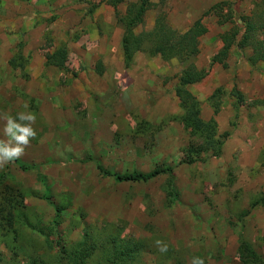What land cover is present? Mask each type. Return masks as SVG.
Returning <instances> with one entry per match:
<instances>
[{"label":"rangeland","instance_id":"1","mask_svg":"<svg viewBox=\"0 0 264 264\" xmlns=\"http://www.w3.org/2000/svg\"><path fill=\"white\" fill-rule=\"evenodd\" d=\"M89 1L0 0V116L15 117L24 105L36 116V136L19 158L32 169L0 167V264H191L193 257L243 264L242 240L264 264V207L252 208L264 194V64L252 70L251 51L237 50L227 69L212 64L233 24L204 18L208 34L195 64L207 77L190 91L203 119L215 118L224 147L219 158L208 152L184 164L185 150L201 141L177 121L183 65L138 53L127 66L116 14L136 0L117 10L110 0ZM151 1L137 34L151 32L160 15L185 33L222 2L233 22L262 12L254 7L262 0ZM64 47L67 71L46 70L47 55ZM218 89L215 115L209 99ZM234 90L244 97L238 114ZM98 166L174 173L117 183Z\"/></svg>","mask_w":264,"mask_h":264},{"label":"trees","instance_id":"2","mask_svg":"<svg viewBox=\"0 0 264 264\" xmlns=\"http://www.w3.org/2000/svg\"><path fill=\"white\" fill-rule=\"evenodd\" d=\"M78 2L88 3L90 1L78 0ZM125 2L126 0H110L108 5L117 10ZM227 7H229L227 2L214 5L187 32L182 34L173 29L162 15L156 19L155 27L151 32L136 33V30L144 25L148 12L154 8V3L151 0H136L129 3L125 15L116 14L118 23L124 29L122 46L127 66L130 65L131 58L138 53H148L154 57L160 56L166 62L177 61L183 65L174 88L176 98L179 100L183 112L177 121L190 132L191 137L201 141L200 146L193 147L191 144L192 146L185 150V159L182 162L184 164H194L202 154L208 152H213L215 157L219 158L224 147V141L221 140L223 137L218 134L215 118L210 121L203 119L201 104L190 91L191 87L202 83L207 77V72L199 70L195 64V59L201 53V39L208 34V29L203 23L204 18L214 16L218 19L220 26L233 24V28L221 36L223 48L214 55L212 64H218L227 69L229 66L228 60L236 50L242 53L251 51L246 60L252 70L256 71L259 69L260 64H264V0L254 4L256 9L262 10L259 15L256 13H253L250 17L240 15L236 22H233L234 19L231 17L225 16L224 13ZM95 10L92 9L91 13ZM68 53V49L64 47L54 54H48L44 66L67 71ZM232 95L236 99L233 107L238 114L241 104L244 103V97L235 90ZM223 96L224 91L218 89L209 99L215 110V115L220 113ZM13 163L23 171L32 169L29 164L19 159ZM98 170L105 176L113 177L117 183H147L161 175L169 174L172 176L174 173V169L169 167L156 169L147 174H114L106 171L101 166H98ZM170 188L173 192L172 197H174L175 186L173 181H170ZM256 207H264V194L252 205V208ZM126 250L131 255L135 252V249L131 247ZM241 250L243 264L261 263L255 251L243 240L241 241Z\"/></svg>","mask_w":264,"mask_h":264},{"label":"clouds","instance_id":"3","mask_svg":"<svg viewBox=\"0 0 264 264\" xmlns=\"http://www.w3.org/2000/svg\"><path fill=\"white\" fill-rule=\"evenodd\" d=\"M23 107L25 111L18 112L15 117L0 116V120L3 121V128L0 131L4 137L0 139V167L19 159L24 154L30 140L36 136V130L33 127L36 116L27 110V105ZM155 243L160 252L168 250V245L162 241L157 240ZM191 264H204V261L193 257Z\"/></svg>","mask_w":264,"mask_h":264},{"label":"crops","instance_id":"4","mask_svg":"<svg viewBox=\"0 0 264 264\" xmlns=\"http://www.w3.org/2000/svg\"><path fill=\"white\" fill-rule=\"evenodd\" d=\"M46 70H48V68H46ZM51 75H53V74H51Z\"/></svg>","mask_w":264,"mask_h":264}]
</instances>
